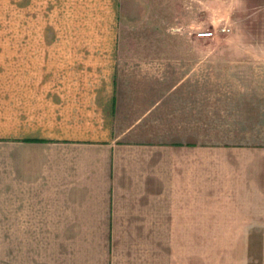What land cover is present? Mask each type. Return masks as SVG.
Listing matches in <instances>:
<instances>
[{
  "label": "crops",
  "instance_id": "0c3cea01",
  "mask_svg": "<svg viewBox=\"0 0 264 264\" xmlns=\"http://www.w3.org/2000/svg\"><path fill=\"white\" fill-rule=\"evenodd\" d=\"M152 1L172 0H0V17L16 20L0 32L107 38L65 44L58 72L46 53L36 57L29 51L10 73L0 70V226L13 227V264H35L29 263L33 244H21L19 253L24 233L15 227H26L33 242L28 227L36 226H58L43 241L60 243V257L62 242L74 243L75 264L196 263L193 252L164 249L159 233L83 232L84 226L155 218L164 154L194 147L189 141L194 115L189 119L192 111L180 102L194 64L179 72L181 60L187 68L190 54L195 60L196 45L187 37L181 44L177 36L164 39L188 33L189 25L162 10L153 17ZM170 161L171 172L183 168L177 155ZM132 209L143 213L131 216Z\"/></svg>",
  "mask_w": 264,
  "mask_h": 264
},
{
  "label": "rangeland",
  "instance_id": "374dc122",
  "mask_svg": "<svg viewBox=\"0 0 264 264\" xmlns=\"http://www.w3.org/2000/svg\"><path fill=\"white\" fill-rule=\"evenodd\" d=\"M152 5L153 17L162 10L165 15L178 16L180 24L189 25L188 33L164 34V39L172 36L174 41L177 36L181 44L187 37L196 45L195 60L190 54L188 68L181 60L179 72L187 73L194 64L195 75L185 80L181 89L184 98L180 97L189 107L186 110L192 111L189 119L194 115L189 122L193 137L189 141L194 147L183 146L177 154H164L162 193L156 196L159 211L155 218L147 216V223L137 218L132 224L84 226L83 232L109 230L130 237L159 233L166 240L162 242L164 249L193 252L195 264H219L220 260L222 264L246 260L253 264V259L264 264V0H172L152 1ZM15 21L0 17V30L12 29ZM225 27L229 30L224 31ZM203 31L214 34L200 37ZM108 36L114 40V35ZM101 40H107L106 35L1 31L0 70L10 73L13 64L25 63L29 51L36 57L46 53L45 59L54 66L51 70L58 72L60 48L65 44ZM174 155L184 168L178 172L168 170ZM141 213L131 210V216L140 217ZM12 228L0 226V264H13ZM28 228L33 242L28 241L26 227H15L24 233L19 253L21 244L34 245L29 263L75 264L74 243L62 242L65 251L60 257V243L43 241L44 235L57 234L58 226ZM176 236L182 239L170 242Z\"/></svg>",
  "mask_w": 264,
  "mask_h": 264
},
{
  "label": "built area",
  "instance_id": "2783aa9c",
  "mask_svg": "<svg viewBox=\"0 0 264 264\" xmlns=\"http://www.w3.org/2000/svg\"><path fill=\"white\" fill-rule=\"evenodd\" d=\"M224 31H227L229 30L227 27L223 28ZM213 32H208V31H203V32H200L199 33V36L200 37H210V36H213Z\"/></svg>",
  "mask_w": 264,
  "mask_h": 264
}]
</instances>
